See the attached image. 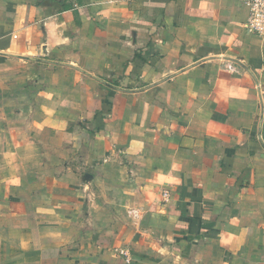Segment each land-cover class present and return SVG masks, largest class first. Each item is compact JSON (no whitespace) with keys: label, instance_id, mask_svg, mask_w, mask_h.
Wrapping results in <instances>:
<instances>
[{"label":"crops","instance_id":"0c3cea01","mask_svg":"<svg viewBox=\"0 0 264 264\" xmlns=\"http://www.w3.org/2000/svg\"><path fill=\"white\" fill-rule=\"evenodd\" d=\"M248 18L243 0H0V264H264Z\"/></svg>","mask_w":264,"mask_h":264},{"label":"built area","instance_id":"2783aa9c","mask_svg":"<svg viewBox=\"0 0 264 264\" xmlns=\"http://www.w3.org/2000/svg\"><path fill=\"white\" fill-rule=\"evenodd\" d=\"M249 10L245 29L254 36L264 35V0H243Z\"/></svg>","mask_w":264,"mask_h":264},{"label":"water","instance_id":"95a60500","mask_svg":"<svg viewBox=\"0 0 264 264\" xmlns=\"http://www.w3.org/2000/svg\"><path fill=\"white\" fill-rule=\"evenodd\" d=\"M1 54V53H0ZM2 55V54H1ZM3 55H5V54H3ZM22 59H30V58H22ZM30 60H35V59H30ZM36 61V60H35ZM72 67H74V66H72ZM76 69H78V68H76ZM78 70H80V69H78ZM83 72V71H82ZM85 73V72H84ZM85 74H87V73H85ZM87 75H89V74H87ZM89 76H91V75H89ZM94 79H96V80H99L98 78H95V77H93ZM100 82H102L101 80H99ZM104 83V82H103ZM262 106H263V102H262Z\"/></svg>","mask_w":264,"mask_h":264}]
</instances>
